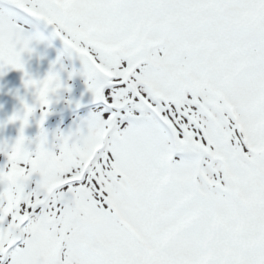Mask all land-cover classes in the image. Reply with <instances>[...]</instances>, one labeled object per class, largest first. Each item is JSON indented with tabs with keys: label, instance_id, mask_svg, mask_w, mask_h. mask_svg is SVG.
<instances>
[{
	"label": "snow or ice",
	"instance_id": "6c2138e0",
	"mask_svg": "<svg viewBox=\"0 0 264 264\" xmlns=\"http://www.w3.org/2000/svg\"><path fill=\"white\" fill-rule=\"evenodd\" d=\"M65 54L93 107L50 133ZM12 69L34 101L0 141V264H264V0H0Z\"/></svg>",
	"mask_w": 264,
	"mask_h": 264
},
{
	"label": "rangeland",
	"instance_id": "374dc122",
	"mask_svg": "<svg viewBox=\"0 0 264 264\" xmlns=\"http://www.w3.org/2000/svg\"><path fill=\"white\" fill-rule=\"evenodd\" d=\"M46 36L51 35V29L44 30ZM36 51L34 53H25L23 59L28 72L37 78H43L51 70L53 62L61 55L63 51V43L58 38H53L50 41L46 40L42 43H34ZM62 64L66 71L61 73L64 80L72 86V92H63L64 99L53 105V112L48 117L46 128L50 133H55L59 128L67 131L73 126L74 121L79 117L86 115L90 108L92 96L87 91V85L84 78L77 76L71 80L68 79V72L73 67L79 69L82 67L81 62L73 60L65 54L62 57ZM57 70L61 68V64H56ZM24 73L19 70H9L3 76H0V141L8 140L14 141L19 135L20 121L15 123H8L9 118L16 112L23 108L22 99L29 103L34 101L33 90H29L24 85ZM80 101L83 105L79 109H75L74 104H67V100ZM39 119V112H37L31 119L30 127L26 129V135L36 136L39 131L37 120ZM0 156V162L3 161Z\"/></svg>",
	"mask_w": 264,
	"mask_h": 264
}]
</instances>
